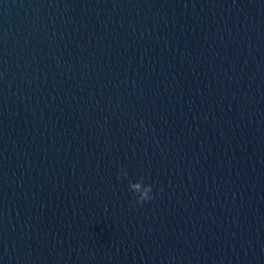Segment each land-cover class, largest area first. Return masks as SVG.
Returning a JSON list of instances; mask_svg holds the SVG:
<instances>
[{
  "label": "water",
  "instance_id": "95a60500",
  "mask_svg": "<svg viewBox=\"0 0 264 264\" xmlns=\"http://www.w3.org/2000/svg\"><path fill=\"white\" fill-rule=\"evenodd\" d=\"M0 264H264V0H0Z\"/></svg>",
  "mask_w": 264,
  "mask_h": 264
},
{
  "label": "clouds",
  "instance_id": "9594fccd",
  "mask_svg": "<svg viewBox=\"0 0 264 264\" xmlns=\"http://www.w3.org/2000/svg\"><path fill=\"white\" fill-rule=\"evenodd\" d=\"M122 175L127 176V172H123ZM129 188L133 193L137 194L138 198L134 201L135 203L142 204L154 199V196L152 195L153 188L150 184H145L144 176H141L137 182H130Z\"/></svg>",
  "mask_w": 264,
  "mask_h": 264
}]
</instances>
